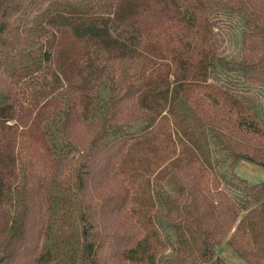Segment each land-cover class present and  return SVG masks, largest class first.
<instances>
[{
    "label": "trees",
    "instance_id": "1",
    "mask_svg": "<svg viewBox=\"0 0 264 264\" xmlns=\"http://www.w3.org/2000/svg\"><path fill=\"white\" fill-rule=\"evenodd\" d=\"M241 160L264 169V0H0V264H155L118 226L142 199L166 250L264 264Z\"/></svg>",
    "mask_w": 264,
    "mask_h": 264
},
{
    "label": "rangeland",
    "instance_id": "2",
    "mask_svg": "<svg viewBox=\"0 0 264 264\" xmlns=\"http://www.w3.org/2000/svg\"><path fill=\"white\" fill-rule=\"evenodd\" d=\"M224 33H225V30L223 32V36L221 39L222 53L231 55L233 54V50L235 49V47L231 46L229 38L232 37V35H234V37L239 41L241 31L239 29H234V28L231 29L229 27L226 30L225 36H224ZM235 167H236L235 171L241 177L245 178L250 183L251 182L252 183H264V169L257 168V166H254L252 164L250 165L243 160L238 161ZM152 179L155 182V177L152 176ZM165 182H163V186L167 187L165 186ZM148 196L149 195H146L147 200L149 199ZM144 204H145V200L142 199V204H138L137 208L133 206L134 211L138 210V218H136L135 222H131L129 218H126L122 224L118 225L122 228L127 226L128 228H134L138 230L137 234L135 235L136 239L134 241H136L138 244L140 243L143 248L138 247L136 243L135 249L137 247L138 249L136 250L137 253L138 254L148 253L149 255H151V258L155 259V264H175L179 262H181L180 264H194V261L196 260L194 258H191L189 254H186V252L177 254L171 250V247L166 250V245H170L169 243H172L171 234H172L173 228H171L169 225H167V227H165L163 231L160 230V234H157V235H156L157 230H155L154 228L152 229L151 227L147 225H144L143 232H140L139 227H137L139 218L141 219L139 212H142L144 210H140L139 207ZM147 205H148V208L146 210L149 213V217H152V216L155 217V214H156L157 216L160 217L159 219L164 221V222H161L158 219L159 222H158L157 227L159 229H162L160 227L162 224L166 225L167 223L170 222L169 217L165 218L167 214L166 212L167 206L165 205L163 206L162 204L159 206L156 199H152V201L148 203ZM111 222L112 221L109 222V226L112 225ZM155 223H156V220H155ZM125 247H126V243H125ZM216 253L220 256L224 264H249L240 255H238L237 253H234V251L231 249V247L226 242L217 248ZM148 257L150 256H146L145 258H148ZM61 264H63V262H61ZM68 264H70V261L68 262ZM124 264H127V263L125 262Z\"/></svg>",
    "mask_w": 264,
    "mask_h": 264
}]
</instances>
